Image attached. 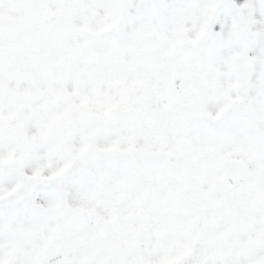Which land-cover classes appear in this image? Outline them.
<instances>
[{"label": "snow or ice", "instance_id": "1", "mask_svg": "<svg viewBox=\"0 0 264 264\" xmlns=\"http://www.w3.org/2000/svg\"><path fill=\"white\" fill-rule=\"evenodd\" d=\"M0 264H264V0H0Z\"/></svg>", "mask_w": 264, "mask_h": 264}]
</instances>
